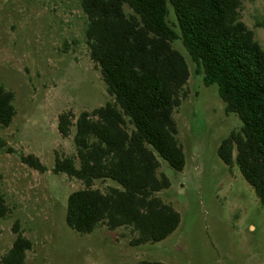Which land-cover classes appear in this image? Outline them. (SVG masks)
I'll return each instance as SVG.
<instances>
[{
    "label": "rangeland",
    "instance_id": "rangeland-1",
    "mask_svg": "<svg viewBox=\"0 0 264 264\" xmlns=\"http://www.w3.org/2000/svg\"><path fill=\"white\" fill-rule=\"evenodd\" d=\"M169 11L179 31L170 5ZM239 15L264 50V0H245ZM87 24L78 0H0V86L14 94L16 109L12 125L0 127V196L11 212L0 220V264L16 240V225L33 245L25 264H264V208L238 166L225 165L218 154L242 121L226 114L217 85H204L181 40L173 47L191 76L174 119L186 165L176 172L160 160L159 174L171 187L157 195L180 214L179 228L163 242L133 247L130 229L101 226L81 235L68 227V198L84 185L53 173L57 157L73 158L79 167L76 129L63 138L59 116L71 112L76 123L83 112L112 101L91 60ZM21 154L36 156L48 171L30 169ZM116 186L99 181L94 187Z\"/></svg>",
    "mask_w": 264,
    "mask_h": 264
},
{
    "label": "trees",
    "instance_id": "trees-1",
    "mask_svg": "<svg viewBox=\"0 0 264 264\" xmlns=\"http://www.w3.org/2000/svg\"><path fill=\"white\" fill-rule=\"evenodd\" d=\"M245 0H78L88 18L86 42L107 93L105 106L59 116L58 131L68 138L76 129L73 158L57 157L53 173L83 183L68 198L66 223L89 235L101 226L130 229L131 246L165 241L181 224L180 214L157 195L171 187L159 174L160 160L182 172L186 157L178 140L174 113L182 105L191 73L173 47L181 40L206 87L217 85L227 115L242 121L223 141L218 154L237 165L264 208V50L241 21ZM173 8L179 31L169 22ZM126 8L130 13H127ZM16 117L14 94L0 86V127ZM10 153L13 151L10 149ZM21 162L41 174L39 158L21 154ZM114 182L105 192L96 182ZM0 196V220L10 215ZM16 240L1 264H25L32 250L16 225ZM140 264H163L142 262Z\"/></svg>",
    "mask_w": 264,
    "mask_h": 264
}]
</instances>
